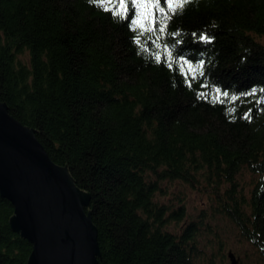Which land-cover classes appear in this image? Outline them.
Listing matches in <instances>:
<instances>
[{
	"label": "trees",
	"instance_id": "obj_1",
	"mask_svg": "<svg viewBox=\"0 0 264 264\" xmlns=\"http://www.w3.org/2000/svg\"><path fill=\"white\" fill-rule=\"evenodd\" d=\"M118 2L0 0V102L89 195L96 264H228L222 220L264 264V0H160L151 31ZM12 216L0 196V264H28Z\"/></svg>",
	"mask_w": 264,
	"mask_h": 264
},
{
	"label": "water",
	"instance_id": "obj_2",
	"mask_svg": "<svg viewBox=\"0 0 264 264\" xmlns=\"http://www.w3.org/2000/svg\"><path fill=\"white\" fill-rule=\"evenodd\" d=\"M0 196L13 207L10 228L32 246L28 264H96L97 230L85 211L89 195L1 102ZM226 256L238 264L233 252Z\"/></svg>",
	"mask_w": 264,
	"mask_h": 264
},
{
	"label": "rangeland",
	"instance_id": "obj_3",
	"mask_svg": "<svg viewBox=\"0 0 264 264\" xmlns=\"http://www.w3.org/2000/svg\"><path fill=\"white\" fill-rule=\"evenodd\" d=\"M23 59H26V58L24 57ZM177 197H180L182 201H185V204L187 205V209L189 211V215L194 217L196 215L195 213L197 209H199V203L201 200L200 195L196 194L195 192L191 191L189 188L183 185L175 184L169 189V194L168 196H165L163 198V201H166L167 203L171 202L172 204H174V206H177L178 205L177 200H176ZM211 226H213L211 228L212 232L208 233L205 237L208 240H213L212 234L214 232H216L218 235H221L227 244L226 249H225L226 254L228 251L233 252L236 259H238V264H239V261H242L243 259L242 254L244 250L248 249V246L238 241L237 237H235L236 232L232 231V226H230V224L227 223L226 221L222 220V221H219V223L213 222ZM173 228H174V225H171L170 230H172ZM221 231H223L225 234L222 233ZM228 264H230L229 260H228Z\"/></svg>",
	"mask_w": 264,
	"mask_h": 264
},
{
	"label": "snow or ice",
	"instance_id": "obj_4",
	"mask_svg": "<svg viewBox=\"0 0 264 264\" xmlns=\"http://www.w3.org/2000/svg\"><path fill=\"white\" fill-rule=\"evenodd\" d=\"M193 2V0H166L168 13H178L183 10L186 3ZM107 4H111L112 0H106ZM132 3L136 9H139L137 13V19L133 22L135 25L140 28L142 31H151L150 27H147V24L150 23L151 10L157 9L160 7V0H151V2H145V0H132ZM101 6L105 7V10H110L105 4ZM115 14L124 16L127 13V5L125 4V0H119L117 4L113 6ZM163 13V9H160ZM168 13H164L165 19L168 18ZM165 31V27L160 28V32L163 33ZM207 40V37H204ZM157 60L160 59V56L157 55Z\"/></svg>",
	"mask_w": 264,
	"mask_h": 264
}]
</instances>
